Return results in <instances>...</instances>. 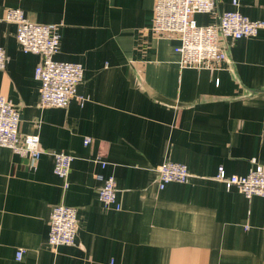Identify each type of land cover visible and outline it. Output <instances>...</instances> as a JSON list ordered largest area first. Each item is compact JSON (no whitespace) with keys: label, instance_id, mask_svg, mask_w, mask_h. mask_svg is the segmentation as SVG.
Here are the masks:
<instances>
[{"label":"crops","instance_id":"0c3cea01","mask_svg":"<svg viewBox=\"0 0 264 264\" xmlns=\"http://www.w3.org/2000/svg\"><path fill=\"white\" fill-rule=\"evenodd\" d=\"M155 2L0 0L9 57L0 94L17 107L20 134H39L44 151L32 166L0 147V264H264V196L247 198L216 179L220 166L245 175L253 159L264 165V29L222 38L227 60L217 68L182 67L176 35L152 30ZM12 7L35 22L63 23L54 58L82 63L84 105L73 98L41 107V57L24 52L16 25L3 20ZM233 8L217 0L215 13L195 18L215 24ZM237 8L264 20V0ZM54 151L74 156L67 188L54 173ZM165 160L186 164L188 181L159 189ZM97 174L115 176L120 210L99 200ZM58 204L77 209L79 227L74 245L53 248Z\"/></svg>","mask_w":264,"mask_h":264},{"label":"built area","instance_id":"2783aa9c","mask_svg":"<svg viewBox=\"0 0 264 264\" xmlns=\"http://www.w3.org/2000/svg\"><path fill=\"white\" fill-rule=\"evenodd\" d=\"M233 9L219 14L215 24L201 25L197 14H213L217 0H156L152 30L158 34L173 33L179 43L175 51L182 67L217 68L227 60V54L220 40L241 39L256 36L264 29V20H252L238 10L240 0H232ZM3 20L16 25V38L26 53L40 55L41 60L34 72L40 82L41 107H67L73 98L81 105L88 101L86 95L78 92V85L84 78V67L80 62L60 61L54 58L59 51L61 27L63 23H40L30 20L21 8L12 7L5 11ZM9 57L4 46L0 45V70L5 69ZM20 115L17 107L0 94V147L27 157L32 166L43 154L39 134H20ZM90 137L84 143L89 144ZM54 173L63 180L64 188L69 186L68 177L74 156L54 151ZM95 161L105 169L107 160L102 154ZM254 167L245 175H228L220 166L216 179L226 188L237 187L247 198L264 196V165L252 160ZM159 189L171 182L185 183L191 174L186 164L170 160L163 161L157 168ZM103 183L98 197L101 203L115 210L122 208L117 195V181L114 175L97 174ZM48 244L55 248L61 245H74L78 233V212L75 207L58 204L51 211ZM24 249H18L16 258L21 259Z\"/></svg>","mask_w":264,"mask_h":264}]
</instances>
